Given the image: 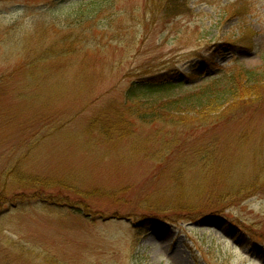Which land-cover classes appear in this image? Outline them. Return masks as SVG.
Wrapping results in <instances>:
<instances>
[{
	"label": "rangeland",
	"instance_id": "rangeland-1",
	"mask_svg": "<svg viewBox=\"0 0 264 264\" xmlns=\"http://www.w3.org/2000/svg\"><path fill=\"white\" fill-rule=\"evenodd\" d=\"M154 2L0 0V180L15 163L52 183L5 184L0 264H264L263 89L251 106L231 98L218 120L188 110L179 121L160 106L218 72L264 70V0H179L171 14ZM157 73L183 84L125 97ZM101 111L132 134L91 127ZM194 149L224 153L229 173L215 180L200 163L185 180L224 193L250 183L257 149L260 183L233 201L213 193L198 211L155 214L148 204L176 193L170 164Z\"/></svg>",
	"mask_w": 264,
	"mask_h": 264
},
{
	"label": "trees",
	"instance_id": "trees-1",
	"mask_svg": "<svg viewBox=\"0 0 264 264\" xmlns=\"http://www.w3.org/2000/svg\"><path fill=\"white\" fill-rule=\"evenodd\" d=\"M150 1V0H149ZM179 0H155L152 7L155 5H159V10L164 11L167 14H171L176 11L180 4ZM235 72V73H234ZM221 72H218L217 75L211 77V80L207 81L206 85H200L194 91L190 93L181 94L176 98L166 101L165 103H161L160 106L163 108V111L173 112V117H176L179 121H182L181 115L188 110L198 111L200 113V120H209L211 118L218 120L219 118H223L231 114V109L229 107V101L231 98H234L235 101H239L237 105V109H240L244 106H251L259 103L262 96V89L264 91V70L261 69H253L246 68L244 66H238L237 71H232L230 73L224 74L221 77ZM145 78L143 84L138 85L134 81L128 86L129 88L126 90L125 97L128 100H133V98H139L141 94L147 89H151L154 86H158V88L164 89H173L175 87H179L183 84L182 81L178 83L173 82L174 77L167 78L163 77L162 73H157L153 75H144ZM226 76V78H224ZM131 107V106H130ZM113 107L110 106V109ZM151 109V105L146 107ZM113 116L110 117V111H101L91 120V127L95 125L98 127L101 134H104L106 137H111L113 131H115L118 137H124L126 135H131L132 130L130 127H126L125 123H122L121 114L114 113ZM152 112L146 111L138 113V115L145 119L147 122L152 121V117L146 118L144 114H149L150 116H155ZM177 112V113H176ZM144 113V114H143ZM176 113V114H175ZM175 115V116H174ZM234 116H237L234 114ZM100 119V121L98 120ZM103 120V124L101 125V121ZM168 121V119H167ZM169 122H172L171 119ZM126 133V134H125ZM247 134L246 132H243ZM240 145H254V138L249 139L247 136L241 137ZM36 144V143H35ZM171 144V143H169ZM168 145V144H167ZM197 149H194L196 151ZM254 152L252 153V164L254 171V179L250 183H243L238 187H235L233 190L224 193L223 191L217 190V187H214L212 184L210 186L207 185L205 187L202 181H197L195 178L190 180H185L184 173L188 170L189 166H194L195 164H200V168H205V175L208 177H213L215 180H223V178H227L226 175L229 173V169L222 167L221 165H225V157H227L224 153L220 154H210L204 153L200 154L201 149H198L194 154L195 159L187 160L185 157L175 159V163L170 164L173 166L175 170L174 173H171V179L174 181V191L175 195L166 200L164 204H160L159 201H162L161 195H159L158 199L155 198L154 202H150L148 204L149 207L153 209V212L156 214L160 211L162 207H176V208H186L187 210L195 209L198 211L203 205L202 203H206L205 199L213 195V193L220 194L221 200H236L237 196L244 195V192L253 189L255 185L260 183L261 177L259 176L262 173V166L259 163V154L257 149H252ZM165 151V150H164ZM208 155V156H207ZM228 158V157H227ZM198 162V163H197ZM209 167V171L206 168ZM216 168V169H215ZM18 170V165L14 163L12 168L5 171L2 175V179L0 180V206H2L5 202V197H7V192L5 189L8 185L9 181L16 182L17 185H22L23 187H37L44 188L51 186L52 183H48L47 186L44 185V181L39 180V177L31 176L29 174L21 173ZM20 174V175H17ZM221 180V181H222ZM42 182V183H41ZM215 182V181H214ZM57 184V183H56ZM198 184L201 189H198ZM214 187V189L209 190V188ZM87 206V205H85ZM89 207V206H87ZM2 208V207H1ZM157 211V212H156Z\"/></svg>",
	"mask_w": 264,
	"mask_h": 264
}]
</instances>
